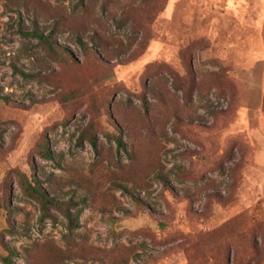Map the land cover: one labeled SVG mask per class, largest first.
Wrapping results in <instances>:
<instances>
[{
	"label": "rangeland",
	"instance_id": "obj_1",
	"mask_svg": "<svg viewBox=\"0 0 264 264\" xmlns=\"http://www.w3.org/2000/svg\"><path fill=\"white\" fill-rule=\"evenodd\" d=\"M5 258L264 264V0H0Z\"/></svg>",
	"mask_w": 264,
	"mask_h": 264
},
{
	"label": "trees",
	"instance_id": "obj_2",
	"mask_svg": "<svg viewBox=\"0 0 264 264\" xmlns=\"http://www.w3.org/2000/svg\"><path fill=\"white\" fill-rule=\"evenodd\" d=\"M31 35L34 36L35 38H37V39H38L41 43H43L44 45H47L48 47H50V45H49V41H48L47 37H44V36L38 34V33L35 32V31H33V32L31 33ZM116 143L119 145V144H120V140L117 139V140H116ZM44 153L46 154L47 151H44ZM32 190H33L34 193L38 194V195L44 200V202H45L46 204H50V201H51V200L44 198V197L41 195V193H39V192L37 191V189L33 188ZM3 261H4V263L8 264V259H7V258L3 259Z\"/></svg>",
	"mask_w": 264,
	"mask_h": 264
}]
</instances>
